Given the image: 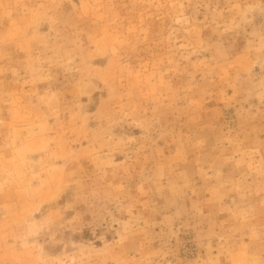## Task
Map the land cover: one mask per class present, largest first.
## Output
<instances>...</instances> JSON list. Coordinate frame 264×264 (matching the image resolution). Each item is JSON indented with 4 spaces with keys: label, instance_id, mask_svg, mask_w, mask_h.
Listing matches in <instances>:
<instances>
[{
    "label": "rangeland",
    "instance_id": "1",
    "mask_svg": "<svg viewBox=\"0 0 264 264\" xmlns=\"http://www.w3.org/2000/svg\"><path fill=\"white\" fill-rule=\"evenodd\" d=\"M0 264H264V0H0Z\"/></svg>",
    "mask_w": 264,
    "mask_h": 264
}]
</instances>
